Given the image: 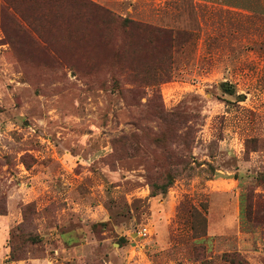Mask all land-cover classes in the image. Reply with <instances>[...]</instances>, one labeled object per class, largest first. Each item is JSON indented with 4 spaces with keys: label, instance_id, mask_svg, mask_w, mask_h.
Segmentation results:
<instances>
[{
    "label": "rangeland",
    "instance_id": "obj_1",
    "mask_svg": "<svg viewBox=\"0 0 264 264\" xmlns=\"http://www.w3.org/2000/svg\"><path fill=\"white\" fill-rule=\"evenodd\" d=\"M234 252L264 263V0H0V264Z\"/></svg>",
    "mask_w": 264,
    "mask_h": 264
},
{
    "label": "trees",
    "instance_id": "obj_2",
    "mask_svg": "<svg viewBox=\"0 0 264 264\" xmlns=\"http://www.w3.org/2000/svg\"><path fill=\"white\" fill-rule=\"evenodd\" d=\"M91 9H94L95 11H97L102 18H104L107 22L108 21H114L116 20V18L113 17L112 13H110L109 11L98 7L96 5H90ZM122 25H127L130 28H133L132 30H134L133 32L138 33L140 36L142 37H150L154 42H158L161 43L163 42V51L160 54L162 57L158 59V62L160 60L165 61L167 64L171 63V60L173 58L172 55V35L164 30V29H159V28H152L143 24H137L134 21L130 20V19H124L121 20L120 22ZM145 35H142L144 34ZM160 69V67H159ZM165 71V76H167V72L165 69H162ZM162 71V72H164ZM241 259H240V258ZM223 258L227 261L230 262L231 264H248L247 261L245 259H242L243 256L241 254H239L238 252H234L233 254L230 253H225L223 255Z\"/></svg>",
    "mask_w": 264,
    "mask_h": 264
},
{
    "label": "crops",
    "instance_id": "obj_3",
    "mask_svg": "<svg viewBox=\"0 0 264 264\" xmlns=\"http://www.w3.org/2000/svg\"><path fill=\"white\" fill-rule=\"evenodd\" d=\"M220 208H223L224 211H226V210H230V208H229L228 206H226L225 204H222V205L220 206ZM224 216H225V215H224ZM226 216H227L226 221L223 220L222 223H221L222 227L226 228V226H227V227L229 226V228H230L231 225H236V224H235V219H234V216H235V211H234V209H232V214H227ZM229 228H228V229H229ZM167 230H168V228H166V231H167ZM210 230H211V225H210ZM222 231H223V229H222ZM222 231H221V232H222ZM227 231H229V230H226V229H225V230L222 232V236H225V234L227 233ZM211 232H212V231H211ZM211 232H210V233H211ZM211 234H212V233H211ZM157 242H158V244H156L155 246H157V245H159V246H163V245L166 244V241H165L164 237H160L159 240H158ZM221 247L224 248L225 245H224V246L221 245ZM138 262H139L140 264H156L155 262H152L151 260H148V262H145V263H144L143 260H139ZM255 264H261V263H255ZM262 264H264V263H262Z\"/></svg>",
    "mask_w": 264,
    "mask_h": 264
},
{
    "label": "built area",
    "instance_id": "obj_4",
    "mask_svg": "<svg viewBox=\"0 0 264 264\" xmlns=\"http://www.w3.org/2000/svg\"><path fill=\"white\" fill-rule=\"evenodd\" d=\"M147 230H144V232L142 233L143 235H147L148 233L146 232Z\"/></svg>",
    "mask_w": 264,
    "mask_h": 264
}]
</instances>
